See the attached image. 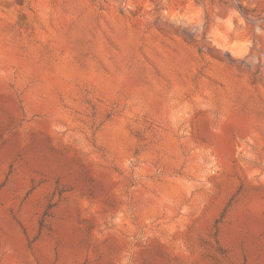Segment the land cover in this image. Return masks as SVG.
<instances>
[{"label": "rangeland", "instance_id": "374dc122", "mask_svg": "<svg viewBox=\"0 0 264 264\" xmlns=\"http://www.w3.org/2000/svg\"><path fill=\"white\" fill-rule=\"evenodd\" d=\"M0 264H264V0H0Z\"/></svg>", "mask_w": 264, "mask_h": 264}]
</instances>
